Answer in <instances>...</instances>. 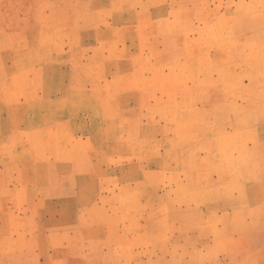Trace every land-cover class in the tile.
<instances>
[{
  "label": "rangeland",
  "instance_id": "rangeland-1",
  "mask_svg": "<svg viewBox=\"0 0 264 264\" xmlns=\"http://www.w3.org/2000/svg\"><path fill=\"white\" fill-rule=\"evenodd\" d=\"M262 124L264 0H0V264H263Z\"/></svg>",
  "mask_w": 264,
  "mask_h": 264
},
{
  "label": "crops",
  "instance_id": "crops-1",
  "mask_svg": "<svg viewBox=\"0 0 264 264\" xmlns=\"http://www.w3.org/2000/svg\"><path fill=\"white\" fill-rule=\"evenodd\" d=\"M260 127L263 128L264 130V124H262ZM262 137L264 138V132L261 133ZM256 254H259V253H256V252H252V253H248V252H242L240 254V256L238 257L237 261L240 260V261H252L254 259L253 256H256ZM261 256V261L262 263L264 264V247H263V251L259 254ZM247 264H249V262H247Z\"/></svg>",
  "mask_w": 264,
  "mask_h": 264
}]
</instances>
